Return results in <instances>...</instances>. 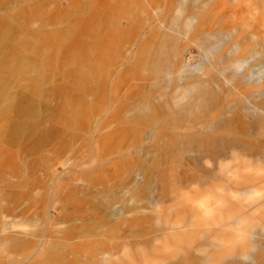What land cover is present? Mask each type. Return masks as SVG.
<instances>
[{
  "label": "rangeland",
  "instance_id": "1",
  "mask_svg": "<svg viewBox=\"0 0 264 264\" xmlns=\"http://www.w3.org/2000/svg\"><path fill=\"white\" fill-rule=\"evenodd\" d=\"M206 145L264 148V0H0V264H235L264 185L204 217Z\"/></svg>",
  "mask_w": 264,
  "mask_h": 264
},
{
  "label": "bare ground",
  "instance_id": "2",
  "mask_svg": "<svg viewBox=\"0 0 264 264\" xmlns=\"http://www.w3.org/2000/svg\"><path fill=\"white\" fill-rule=\"evenodd\" d=\"M192 15L193 14L191 13V16ZM187 95H188V91L184 90L182 93H180L177 96L178 98L176 99L175 102L177 103L179 99L180 100L185 99L187 97ZM261 105H263V104H261ZM261 105L260 106H254L252 108V110L255 111V110L261 109L262 108ZM245 109L250 110V108H248V107H246ZM224 125L226 126V123ZM206 146H207L206 154L211 156L213 159H215V160L223 159L224 160V156H225L224 154L227 153L229 155V158L232 161L237 162V164L234 165V169H232V170L228 167H227L228 169H226L225 167L222 168V166L220 167V165H218L219 166L218 167L219 174L218 175L216 173L210 174L211 178L214 179V177H217V178H219L218 179L219 181L223 180L224 183H220L219 181H218L219 183L218 182L214 183L211 181L206 182L205 180H207V178L204 177V175H202V173L197 174V178L195 179L196 180L195 183L198 184L199 186L200 185L201 186L208 185L209 189L206 192L207 193L213 192L212 195L217 196V200L209 199V200H207L206 203H203L202 201L199 202V204H201L199 206L200 214L205 213L204 217H207V216L209 217V215H211L214 212V211H210L209 209L212 208V206H214L216 202H223L224 203L226 198H227L228 193H232L233 196H240V198H243V196H246V195H254V194L258 193V190L260 187L259 184L264 185V165L262 164V163H264V153H263L264 148L262 149L263 151L261 149H258V148L253 150V151H249L248 152V154H249L248 161L249 162L244 163L242 160H244V158H245V155H244L245 153H244V150L242 148L239 149V148H236L234 146H229V145L223 146V147H217V146L214 147L212 145H206ZM201 153L202 152H200V154ZM202 154H204V153H202ZM225 159H227V157H225ZM224 165H225V163H224ZM198 180L200 181L199 183H197ZM184 182H187V180H184ZM184 182L182 183L183 188H187L188 186H191L193 184V182H187L186 184H184ZM200 194H202V195H200V198H201V196L204 197L205 195H207L204 193H200ZM207 196H209V195H207ZM253 212L254 213L256 212V214L259 215L260 219H259V217H258V219L261 222V219L262 220L264 219L261 216V215H263V212H264V202H261L260 204H258L257 207L254 208ZM215 213H218L219 215L213 219H211V217H210V219L213 220L215 223H216V221H218V223L215 224V226H216L215 228H212V229L210 228L207 231H201V229H200V227L203 226L202 220L204 219V217H200L199 215H197V216L195 215V217H192L194 219L190 220L189 223H187V224L183 221L182 217H181V219H179V222H181L182 224H185V226L187 228L193 227V228H197L201 231V236L205 239V241L201 244L200 247H203V248L225 247L226 243H228V242L230 243L233 241V240H230L227 242V240L229 238H232V236L235 234V232H237L239 230V226H241L243 223H246L248 221V219L250 220V217L248 216V214L246 216H243L240 213H237V214L234 213V215H232L231 218H228V220H229L228 223L221 225L222 224L221 220L223 218L221 215H224V213L222 210H220L219 212L216 211ZM251 215H254V214L251 213ZM168 231H170V230H168ZM172 231L173 230H171V232ZM178 236H179V234H178ZM169 237L174 239V237L176 238V235H169L168 238ZM165 238H166V236H165ZM164 241H165V239H164ZM166 241H167V239H166ZM251 241H252L251 246H253V248L256 249V251H253L251 253H249V252L246 253L245 257L239 255L240 259H238L239 256L236 257V255H234V254H233V256H231V254H230L227 259H229V261H230V260H233V258L235 257V264H247L246 263L247 259L249 260V259L255 258L256 263L258 262L259 264H264V228L261 227L260 229L254 231L253 235H251ZM167 243H165V245ZM231 249H230V251H231ZM242 250L244 251V248H242ZM79 260L82 264H95V262L91 263L89 261H86V259H82L85 261H82L81 259H79Z\"/></svg>",
  "mask_w": 264,
  "mask_h": 264
}]
</instances>
